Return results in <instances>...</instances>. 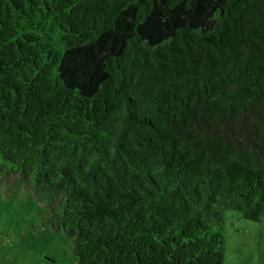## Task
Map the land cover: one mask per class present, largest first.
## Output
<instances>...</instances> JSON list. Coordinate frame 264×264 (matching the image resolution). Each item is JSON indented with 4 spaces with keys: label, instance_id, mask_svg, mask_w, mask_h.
I'll use <instances>...</instances> for the list:
<instances>
[{
    "label": "trees",
    "instance_id": "16d2710c",
    "mask_svg": "<svg viewBox=\"0 0 264 264\" xmlns=\"http://www.w3.org/2000/svg\"><path fill=\"white\" fill-rule=\"evenodd\" d=\"M10 176L75 264H226V212L264 219V0H0Z\"/></svg>",
    "mask_w": 264,
    "mask_h": 264
},
{
    "label": "rangeland",
    "instance_id": "374dc122",
    "mask_svg": "<svg viewBox=\"0 0 264 264\" xmlns=\"http://www.w3.org/2000/svg\"><path fill=\"white\" fill-rule=\"evenodd\" d=\"M51 195L33 194L10 176L0 182V264H75L71 245L46 222ZM226 264H264V219L251 222L228 211Z\"/></svg>",
    "mask_w": 264,
    "mask_h": 264
}]
</instances>
